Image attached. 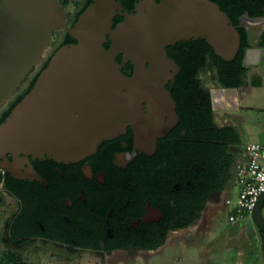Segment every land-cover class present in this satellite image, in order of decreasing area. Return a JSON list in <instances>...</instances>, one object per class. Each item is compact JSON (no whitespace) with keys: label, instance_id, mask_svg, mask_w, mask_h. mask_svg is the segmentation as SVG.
I'll return each instance as SVG.
<instances>
[{"label":"water","instance_id":"water-1","mask_svg":"<svg viewBox=\"0 0 264 264\" xmlns=\"http://www.w3.org/2000/svg\"><path fill=\"white\" fill-rule=\"evenodd\" d=\"M117 15L124 18L115 25ZM59 29L76 41L53 53L0 123V168L15 177L31 156L77 161L94 153L104 139L125 130V120L135 127L141 148L155 152L158 137L180 121L167 84L172 86L181 66L167 46L203 37L226 60L242 46L239 28L213 0H137L133 11L121 0H93L71 26L63 0H0V109ZM129 61L132 75L122 71ZM143 119L145 126L138 124ZM253 219L264 231V191Z\"/></svg>","mask_w":264,"mask_h":264},{"label":"flooded vegetation","instance_id":"flooded-vegetation-1","mask_svg":"<svg viewBox=\"0 0 264 264\" xmlns=\"http://www.w3.org/2000/svg\"><path fill=\"white\" fill-rule=\"evenodd\" d=\"M213 1L219 4V0ZM125 9L130 10L126 7ZM241 17L240 20H242ZM74 21L75 17L72 21H68L69 25L71 26ZM66 38L67 31L65 30L53 53L61 43L62 45L67 44L64 43ZM202 40L206 39L200 37L179 40L175 44L167 46L168 54L175 60L181 55H190L195 52L194 47L202 43ZM198 48L199 50L193 55L200 60H204L207 55H205L206 53L201 47ZM53 53H51L49 58ZM130 62H127L122 67V71L128 75H132L134 72L133 63L132 68L127 67ZM202 67L201 72L203 74L206 72V67L204 65ZM203 80L205 79L203 78ZM212 81L215 84H221L218 79H212ZM26 82L24 81V84ZM171 82L167 84V87L171 89L173 95L174 82L172 86ZM29 85L30 83L28 82L25 90ZM169 120V116H167L165 122ZM123 122L126 124L125 130L122 129L110 139H104L94 153L80 160L58 161L49 156H31V162H24L21 165V169L18 170L21 177H15L12 174L15 179L13 183L16 187H19L22 182L30 185V189L24 193L28 198V203L30 202V211L33 214L30 216L36 215L32 219L30 230L36 232L40 230L44 233L35 232L28 238L50 239L69 247H81L90 250L156 249L146 247L145 243L154 242L155 234H159L161 231L159 224H161V219L165 216L163 203L169 197H171V200H177L179 189L185 187L186 184L188 185L189 180H179L172 177L173 179L169 180V182H160L149 179V160L148 156H144L149 153L137 143L135 139L136 129L130 121L125 120ZM179 122L169 130L167 135L159 136L158 139L169 136ZM146 123L145 119L138 122L139 125L143 126ZM232 145L234 147L231 151L240 153L241 158V146L235 147L240 144ZM8 157L10 160L13 159L11 154ZM234 164L231 167V173L233 172ZM0 170L3 173L6 172V170L1 168ZM5 180L3 179L0 183V206L3 204V192L13 195L19 200L20 204L19 210L8 225V237L14 240L11 236V227L16 222L19 213L24 209V203L7 187ZM19 190L23 191L21 188ZM219 190L221 189H212L208 199ZM57 192H61L62 196H57ZM41 193L48 195L46 197L40 196ZM208 199L198 219L202 217ZM177 229L181 228L168 229L167 236L172 230ZM50 235H60L68 238L70 242L61 241L50 237ZM87 242L98 246L95 248L84 246L83 243Z\"/></svg>","mask_w":264,"mask_h":264},{"label":"trees","instance_id":"trees-1","mask_svg":"<svg viewBox=\"0 0 264 264\" xmlns=\"http://www.w3.org/2000/svg\"><path fill=\"white\" fill-rule=\"evenodd\" d=\"M92 1L87 0L84 7L77 12L75 21ZM121 1L131 11L137 2V0ZM67 2L69 0H63L64 5ZM219 4L231 16L233 23L238 26L242 35V46L236 58L226 60L218 55L206 40H202V43L194 47V53L176 58V61L182 66L180 73L175 78L173 87V96L177 101L180 122L169 136L158 139V150L154 152L155 154L144 156H148L149 160V179L160 182H169L173 178L188 179L189 184L179 189L177 200H171L169 197L163 203L165 216L159 224L161 231L159 234H155L154 242L145 243L148 248H157L162 245L167 238L168 229L187 227L195 223L205 207L210 191L225 188L231 180V167L236 160L237 153L231 151L229 146L230 144H241L242 139L234 127L222 126L216 122L211 93L209 88L204 85L201 70L204 65L206 71L210 72V77L218 79L224 86L236 87L244 83L247 72L244 55L249 44L247 29L241 25L240 17L244 13L253 17L263 16L264 0H219ZM122 19L121 15H117L115 23L117 24ZM75 41L76 38L67 31V38L64 43ZM110 44V42L105 43L106 47H109ZM60 46L62 43L57 49ZM198 47H201L207 55L204 60L193 55L199 50ZM50 58L40 70L48 64ZM118 60H122L121 55ZM127 67L132 68V62ZM39 72L33 77L29 87L24 92L19 91L21 86L15 95L8 99V103L0 109V122L9 115L15 104L33 87ZM3 179L7 187L24 203V209L19 213L16 222L11 227V236L23 242L36 232L30 230V224L36 215L31 217L33 214L30 211V202L28 203V198L24 194L30 189V185L22 182L19 187H16L13 183L15 179L12 174L8 171L3 173L0 170V183ZM19 188L23 189L24 192L20 191ZM47 195L41 193L40 196L46 197ZM168 195L170 196L169 193ZM57 196H62L61 192H57ZM36 226L38 227V225ZM259 231L264 246V231L260 227ZM36 233L44 234L40 230ZM50 237L70 242L68 238L60 235H50ZM83 245L94 248L98 246L90 242L83 243ZM0 263L26 264L18 254L7 251L0 255Z\"/></svg>","mask_w":264,"mask_h":264},{"label":"rangeland","instance_id":"rangeland-1","mask_svg":"<svg viewBox=\"0 0 264 264\" xmlns=\"http://www.w3.org/2000/svg\"><path fill=\"white\" fill-rule=\"evenodd\" d=\"M86 2L87 0H69L65 4L67 20L72 21L77 11L81 10ZM241 22L248 24L247 19L241 20ZM63 32H65L64 29L55 32L41 62L25 80L27 82L21 87L20 92L25 90L28 82L30 83L53 53L62 38ZM208 80V76L205 74V80H203L205 86L210 85ZM249 97V100L246 99L243 102V109L233 113V118L243 130L246 140L264 142V87L257 88L253 86L250 89ZM3 198V204L0 206V255L5 251L14 252L26 264H174V261L179 259L182 260L181 262H183V259L186 260L185 264H187V261L190 264L195 259L197 264H210L212 261H216L215 256L221 253L225 257L223 264H252L256 259H264L259 250L260 241L255 237L254 230L257 228L252 221L244 223V226L239 228L248 236L246 239H241L243 244L239 241L240 237L235 238L234 234L227 233L234 230L237 223L232 224L229 221V211L223 204L205 209L197 223L187 228L172 230L162 246L156 249L125 248L105 251L69 247L50 239L28 238L20 242L9 238L8 225L19 210L20 204L17 198L7 192H3ZM213 215L222 224L219 228L216 227V224L210 228V218ZM217 222L219 223V221ZM207 231H209L208 234ZM224 231L226 234H223ZM205 232L207 235L204 236L203 233ZM224 244L230 245L229 249L232 250L226 252L221 246ZM235 244L238 247H235ZM211 247H213V250ZM190 248L194 249L193 256L187 252ZM245 249L250 252H245Z\"/></svg>","mask_w":264,"mask_h":264},{"label":"crops","instance_id":"crops-1","mask_svg":"<svg viewBox=\"0 0 264 264\" xmlns=\"http://www.w3.org/2000/svg\"><path fill=\"white\" fill-rule=\"evenodd\" d=\"M242 20L247 19L248 24H244L242 22V26L246 27L247 29V39L248 44L245 55H244V63L247 67V72L244 77V83L240 86H224L222 84H215V82L212 81V78L210 77V72L206 71L203 73V78L205 79V74L208 76V81L210 82V85L208 86L211 98H212V104L213 108L215 110V119L216 122L219 125L222 126H232L234 127L238 133L240 134V137L242 139L241 143L244 142H261V141H249L244 138L243 130L239 127L238 122L233 118V113L238 112L243 109V102L247 99H250V89L254 86L257 88L264 87V15L263 16H250L248 13H244L241 17ZM216 94L218 96H216ZM264 99V98H263ZM258 101V100H257ZM254 108V107H253ZM236 147V146H235ZM237 148V147H236ZM242 156V155H241ZM238 159H240V153H237L236 156V162L233 167V172L231 176V180L226 185L225 188L217 191L216 193H213L211 197L208 199L206 209H209L211 207H215L217 205L223 204L228 211L230 212L233 208V204H227L225 199L226 198H232L235 200L237 193H238V184H237V165ZM229 215V214H228ZM219 221V223L217 222ZM253 222L257 229H255V237L259 239L260 241V254L262 253L264 256V246L262 245V241L260 238V231L259 226L255 223L253 217H248L243 220H240L237 223L236 227L232 231H228L227 233L234 234L235 238L240 237V243H242L241 239H246V236L242 230L239 228L241 226H244V223L247 222ZM218 223V224H217ZM216 224V227L222 226L220 223V220L216 218V216H212L210 218V228L214 227ZM234 224V223H232ZM204 232V231H203ZM209 231H207L208 234ZM204 236L207 235L206 232L203 233ZM223 234H226L224 231ZM259 237V238H258ZM258 243V242H257ZM243 244V243H242ZM162 246V245H161ZM223 249L226 252H230L229 249L230 245L224 244L221 245ZM235 247H238L237 244H235ZM213 250V247H211ZM188 254L192 255L194 252V249L190 248V250H187ZM245 252H250L245 249ZM217 255V254H216ZM193 256V255H192ZM224 254H219L216 257V261H212L210 264H223V257ZM223 257V258H222ZM176 260L174 261V264H185L186 260ZM258 263H264V259L253 261L252 264H258ZM187 264L188 261H187ZM190 264H197L196 259L192 261Z\"/></svg>","mask_w":264,"mask_h":264},{"label":"built area","instance_id":"built-area-1","mask_svg":"<svg viewBox=\"0 0 264 264\" xmlns=\"http://www.w3.org/2000/svg\"><path fill=\"white\" fill-rule=\"evenodd\" d=\"M242 156L237 162L238 193L234 199L226 198L234 208L229 212V221L236 223L253 217L259 195L264 191V142H244Z\"/></svg>","mask_w":264,"mask_h":264},{"label":"bare ground","instance_id":"bare-ground-1","mask_svg":"<svg viewBox=\"0 0 264 264\" xmlns=\"http://www.w3.org/2000/svg\"><path fill=\"white\" fill-rule=\"evenodd\" d=\"M89 32V31H88ZM217 95V94H216Z\"/></svg>","mask_w":264,"mask_h":264}]
</instances>
